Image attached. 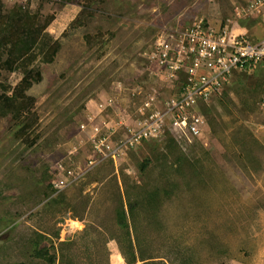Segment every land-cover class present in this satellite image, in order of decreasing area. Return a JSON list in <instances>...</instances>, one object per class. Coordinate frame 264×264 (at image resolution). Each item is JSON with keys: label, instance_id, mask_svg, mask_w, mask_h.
<instances>
[{"label": "rangeland", "instance_id": "obj_1", "mask_svg": "<svg viewBox=\"0 0 264 264\" xmlns=\"http://www.w3.org/2000/svg\"><path fill=\"white\" fill-rule=\"evenodd\" d=\"M6 1L43 20L54 15L61 47L53 61L36 62L43 79L26 91L35 98L29 130L14 141L11 116H0V264H264V63L234 73L204 100L209 127L200 134L169 123L163 138L90 164L80 131L83 123L138 120L153 85L166 101L178 92L180 82L170 83L152 58V41L182 47V32L201 20L262 34L263 8L253 0H71L70 12L62 0ZM10 78L0 76V92ZM213 119H226L228 134ZM212 141L209 157L199 147ZM70 165L86 170L73 183ZM31 239L55 262L32 254Z\"/></svg>", "mask_w": 264, "mask_h": 264}, {"label": "built area", "instance_id": "obj_2", "mask_svg": "<svg viewBox=\"0 0 264 264\" xmlns=\"http://www.w3.org/2000/svg\"><path fill=\"white\" fill-rule=\"evenodd\" d=\"M252 3L255 10L259 11L258 6L264 10V0H253ZM182 33L189 39L182 47H169L158 39L151 42L152 58L160 70H165L170 83L180 82L178 92H173L166 101L161 97V89L151 86L139 107L140 118L131 123L122 119L119 124L107 121L91 127L81 124L80 131L91 145L90 164L116 159L124 148L134 147L144 139L163 138L169 123L181 133H202L209 127L205 114L198 109L204 100L211 102L221 84L234 73L264 63V36L254 40L233 29L226 20L217 24L207 20L194 22ZM119 135L122 137L118 138ZM85 167L90 169L88 163ZM85 172L70 165L65 173L73 183Z\"/></svg>", "mask_w": 264, "mask_h": 264}, {"label": "trees", "instance_id": "obj_3", "mask_svg": "<svg viewBox=\"0 0 264 264\" xmlns=\"http://www.w3.org/2000/svg\"><path fill=\"white\" fill-rule=\"evenodd\" d=\"M70 1L71 0H62L60 4L70 8L71 12V4L69 5ZM87 1L89 2L90 0ZM19 8H21V6H13L9 9L7 1L0 0V76L3 72L11 73V78L7 83L8 86H5V88L0 92V116H11V124L7 133H11L14 141L18 140L23 133H26L31 125L29 113L31 111V107L35 103V98L33 96H29L26 91L34 83L40 82L43 79L42 70L36 65V62L39 58L48 62L53 61L61 47L60 41L57 37V32H53L50 29L51 24L55 19L54 15L46 17L43 20L38 11L30 12L28 9L24 10ZM16 11H18L17 14H15ZM63 21L66 22L63 24H55V29H59L60 32L64 31L61 27H66L68 25V20ZM77 21L72 20L70 22V26L78 23ZM253 75H261L263 77L259 71H257V73H253ZM239 77L241 79L239 81H243V75L239 74L236 78L239 79ZM175 82L177 83L178 81ZM242 85L245 86L243 83ZM261 85L262 83L253 81V86L258 89L256 90L258 92L256 94L260 95L259 88ZM0 86H2V84H0ZM208 108L209 105L205 102L201 104V110L206 115ZM25 114L27 115L24 116ZM23 116L25 118H23ZM228 124L230 123L226 122V119H222L218 122L214 120L215 130H218V132L222 134L224 132L228 134ZM35 141L36 140H30L29 145H33ZM235 145L236 144H234V146ZM199 148L202 150V153L211 157L212 153L217 150V145L214 141H212L209 148H205L203 145H200ZM186 155H189V152L185 153V156ZM57 178L58 177L56 176L54 180L48 184L47 189L50 192L46 193V198L50 197L52 195V191L56 189L55 185ZM33 186L34 184L26 185L27 193ZM149 191L152 190L149 189ZM57 199L58 197H52L49 201L51 203L55 202ZM129 206L133 209L132 202L129 203ZM118 215L120 223L129 227L126 210L122 209ZM30 245L32 246V254L45 256V258L47 257L49 261L51 260L52 262H55V257L48 254V248L42 247L38 239H31Z\"/></svg>", "mask_w": 264, "mask_h": 264}, {"label": "crops", "instance_id": "obj_4", "mask_svg": "<svg viewBox=\"0 0 264 264\" xmlns=\"http://www.w3.org/2000/svg\"><path fill=\"white\" fill-rule=\"evenodd\" d=\"M257 22H259L260 20H256ZM256 22V23H257ZM255 23V24H256ZM238 29V28H237ZM255 30V29H254ZM253 30V31H254ZM237 31H241L242 33H244V34H246L248 37H250V38H252V39H254V40H257V39H259L260 37H263L264 36V32L261 34L260 32H254V33H256V34H252V31H251V33H249L248 32V29L247 28H242V29H239V30H237Z\"/></svg>", "mask_w": 264, "mask_h": 264}, {"label": "clouds", "instance_id": "obj_5", "mask_svg": "<svg viewBox=\"0 0 264 264\" xmlns=\"http://www.w3.org/2000/svg\"><path fill=\"white\" fill-rule=\"evenodd\" d=\"M207 21H208V20H207ZM191 24H192V23H191ZM191 24H190V25H191Z\"/></svg>", "mask_w": 264, "mask_h": 264}]
</instances>
